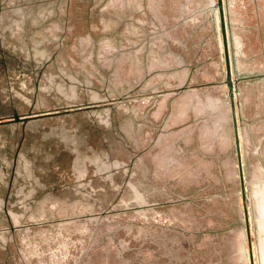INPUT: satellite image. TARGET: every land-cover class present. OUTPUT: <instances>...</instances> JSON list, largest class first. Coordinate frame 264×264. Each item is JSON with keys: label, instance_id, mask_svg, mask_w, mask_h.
<instances>
[{"label": "rangeland", "instance_id": "rangeland-1", "mask_svg": "<svg viewBox=\"0 0 264 264\" xmlns=\"http://www.w3.org/2000/svg\"><path fill=\"white\" fill-rule=\"evenodd\" d=\"M224 1L264 264V0ZM220 38L211 0H0V264H250Z\"/></svg>", "mask_w": 264, "mask_h": 264}, {"label": "water", "instance_id": "water-1", "mask_svg": "<svg viewBox=\"0 0 264 264\" xmlns=\"http://www.w3.org/2000/svg\"><path fill=\"white\" fill-rule=\"evenodd\" d=\"M213 8L217 9L218 18H219L222 51H223V57H224V68H225V78H224L223 83L226 86L227 97L229 100V108H230L232 130H233V140H234L235 153H236L237 166H238V177H239V185H240V193H241V202L243 206V213H244V219H245V232H246V238L248 242L249 259H250V264H254L252 245H251V236H250V226L248 222V212H247V205H246V193H245L246 188L244 185L242 158H241V151H240L238 119L236 116L237 102L235 100L237 84L243 78L237 77L233 74L232 62H231L230 50H229V39H228V22H227L228 14L225 8V1L215 0V2L213 3ZM14 119L18 120V117L15 116Z\"/></svg>", "mask_w": 264, "mask_h": 264}, {"label": "crops", "instance_id": "crops-1", "mask_svg": "<svg viewBox=\"0 0 264 264\" xmlns=\"http://www.w3.org/2000/svg\"><path fill=\"white\" fill-rule=\"evenodd\" d=\"M214 2H215L214 0H211L212 6H213L212 3ZM214 11L216 12V16L218 18L217 11L215 9ZM218 22H219V18H218ZM248 33H249L248 19L241 18V19H235L233 23H231L230 21L228 22L229 44H230L231 37H233V50H234L233 52H234V57L237 60L248 58V42H249ZM220 44H221V49H222L221 38H220ZM229 50H230V45H229ZM232 69H233V74L235 76L243 78L242 80L238 82L237 91L235 93V100L237 102L236 116L237 118L240 119L245 115L244 109L248 103V79L249 77H248V74H246L244 71L234 69L233 63H232ZM213 106L215 107V105ZM172 129H173V126H172ZM259 212H260V215L264 217V194H263V198L261 202L259 203ZM262 227L263 226H261V228Z\"/></svg>", "mask_w": 264, "mask_h": 264}, {"label": "bare ground", "instance_id": "bare-ground-1", "mask_svg": "<svg viewBox=\"0 0 264 264\" xmlns=\"http://www.w3.org/2000/svg\"><path fill=\"white\" fill-rule=\"evenodd\" d=\"M215 9V8H214ZM217 11V9H215ZM259 225V224H258Z\"/></svg>", "mask_w": 264, "mask_h": 264}, {"label": "flooded vegetation", "instance_id": "flooded-vegetation-1", "mask_svg": "<svg viewBox=\"0 0 264 264\" xmlns=\"http://www.w3.org/2000/svg\"><path fill=\"white\" fill-rule=\"evenodd\" d=\"M217 14H218V12H217Z\"/></svg>", "mask_w": 264, "mask_h": 264}]
</instances>
